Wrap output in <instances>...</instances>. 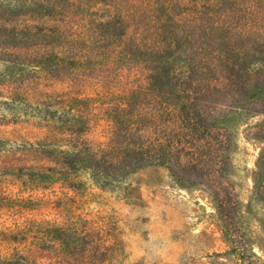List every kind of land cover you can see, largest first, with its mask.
Masks as SVG:
<instances>
[{
	"label": "rangeland",
	"instance_id": "obj_1",
	"mask_svg": "<svg viewBox=\"0 0 264 264\" xmlns=\"http://www.w3.org/2000/svg\"><path fill=\"white\" fill-rule=\"evenodd\" d=\"M208 4L0 0V87L31 69L27 52L66 57L60 74L115 92H85L87 116L103 119L89 148L125 158L71 162L69 184L45 170L0 173V264L15 254L21 264H264V0ZM145 40L168 62L131 53ZM234 55L243 66L232 82L205 69ZM114 108L134 118L117 136ZM25 112L0 90V135L25 134L5 125Z\"/></svg>",
	"mask_w": 264,
	"mask_h": 264
},
{
	"label": "trees",
	"instance_id": "obj_2",
	"mask_svg": "<svg viewBox=\"0 0 264 264\" xmlns=\"http://www.w3.org/2000/svg\"><path fill=\"white\" fill-rule=\"evenodd\" d=\"M235 1L237 0H209L207 7L212 11L214 7H217L214 6L215 3L227 4ZM124 26L125 24L123 23L122 28ZM122 30L124 31V28ZM132 45L131 53L157 55L166 58L168 62L167 52H164L162 48H157V45L152 46L146 40L144 45L136 43ZM127 55L125 53V56ZM234 56H229L220 64L211 61V64L205 69L211 71V73L227 72L228 76L223 77L232 82L235 80L234 73L236 70L243 66L240 59L236 55ZM21 57H23V64L31 67V69H21V71L25 72L23 76L12 75L7 80H4L5 85L0 87V90L6 93L7 98L11 102L22 104L26 108L31 109V112H25L23 117H16L9 124H5L25 129L26 132L23 135L10 132L0 135V173L45 170L51 173V177L57 176V180L62 179L64 184H69L65 170L66 166H69L71 162L79 166L85 165L88 168L92 163H122L125 158L121 152L111 149L106 154L96 153L89 148V141L86 137L91 125L103 119L87 116L90 105L87 104L89 96L86 97L85 92H92L91 89L94 87L95 89L97 88V91L94 89L93 92L97 95L100 93L99 90H104L100 94L114 96L115 92L111 88L112 85L95 84L94 82L75 78V76L60 74L53 67H60L64 64L66 61L64 56L50 55L36 49L25 53ZM17 61L12 62L15 64L22 63ZM190 73L195 75L193 71ZM150 79L152 81L157 80L156 76H150ZM167 80H170V78L168 77ZM58 86H62V88L57 90ZM147 86L160 87L150 83ZM136 98L134 90H130V105L137 104L138 100ZM110 112H112L110 114L113 124L112 136H117L124 123H133L134 118L132 115L123 116L118 108H114ZM77 115L79 116L77 117ZM128 126L130 127L131 125ZM63 148L67 149L63 150ZM41 158L47 159L55 166L44 167L38 164H31L37 163ZM57 165L61 166V168ZM50 180L54 182V180ZM30 182H28L29 185H35V187L40 185L35 181ZM23 184L27 185L26 182H23ZM30 227H32V224ZM36 227L39 228L40 224L36 225ZM20 259L23 258L15 254L10 260L4 261L2 264H21ZM22 264L29 263L23 262ZM31 264L36 263L31 262Z\"/></svg>",
	"mask_w": 264,
	"mask_h": 264
}]
</instances>
